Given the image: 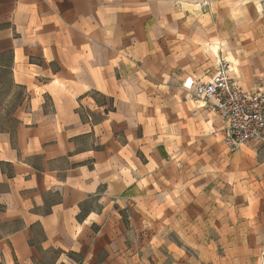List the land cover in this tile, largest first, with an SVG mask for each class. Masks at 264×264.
Returning <instances> with one entry per match:
<instances>
[{
	"label": "crops",
	"instance_id": "1",
	"mask_svg": "<svg viewBox=\"0 0 264 264\" xmlns=\"http://www.w3.org/2000/svg\"><path fill=\"white\" fill-rule=\"evenodd\" d=\"M262 11L0 0V264H214L248 246L256 198L239 180L260 167L236 165L232 198L227 170L264 145L226 151L187 84L227 57L237 85L264 90Z\"/></svg>",
	"mask_w": 264,
	"mask_h": 264
},
{
	"label": "built area",
	"instance_id": "2",
	"mask_svg": "<svg viewBox=\"0 0 264 264\" xmlns=\"http://www.w3.org/2000/svg\"><path fill=\"white\" fill-rule=\"evenodd\" d=\"M231 63L219 58L209 79L195 78L187 84L194 99L213 105L221 121L226 151L237 152L247 142L264 145V90L237 85Z\"/></svg>",
	"mask_w": 264,
	"mask_h": 264
},
{
	"label": "rangeland",
	"instance_id": "3",
	"mask_svg": "<svg viewBox=\"0 0 264 264\" xmlns=\"http://www.w3.org/2000/svg\"><path fill=\"white\" fill-rule=\"evenodd\" d=\"M262 12L264 13V11ZM261 25L264 26V23ZM227 60L229 59L227 58ZM231 155L235 156V160H231L233 164L230 163L229 165L232 169L227 170L229 186L227 194L231 198L232 193L234 191L236 192L237 188L239 190V185H237L234 179H231L232 174H230V172H234L236 165H239V162L248 161L245 165L251 163L258 168L260 167L259 172L256 175L253 174V177L248 173L252 169L248 168L246 178L239 180V182L246 184V187L251 189L253 196L256 198V205L254 207L257 211H255V214L251 217L252 225L248 226V230L245 234L240 236L246 239L248 246L238 249L230 248V250L219 248L217 249L215 260L212 262H214V264H264V146H253L250 154H246L241 159L237 158L238 153ZM253 187L255 188L254 191Z\"/></svg>",
	"mask_w": 264,
	"mask_h": 264
}]
</instances>
